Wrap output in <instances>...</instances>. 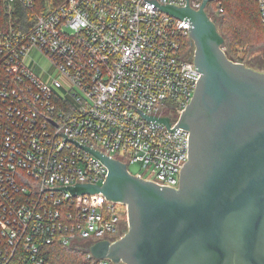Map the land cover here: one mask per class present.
<instances>
[{
  "label": "built area",
  "instance_id": "obj_1",
  "mask_svg": "<svg viewBox=\"0 0 264 264\" xmlns=\"http://www.w3.org/2000/svg\"><path fill=\"white\" fill-rule=\"evenodd\" d=\"M202 1L187 0L193 9ZM225 1L206 3L211 20ZM255 2L264 37V0ZM188 30L146 0H64L42 10L36 0H0V264H52L54 247L74 245L95 259L94 243L127 231L124 204L61 188L107 176L77 142L127 169L137 164L142 180L178 187L189 132L134 108L174 128L200 77ZM33 51L49 62L41 75L27 64Z\"/></svg>",
  "mask_w": 264,
  "mask_h": 264
},
{
  "label": "water",
  "instance_id": "obj_2",
  "mask_svg": "<svg viewBox=\"0 0 264 264\" xmlns=\"http://www.w3.org/2000/svg\"><path fill=\"white\" fill-rule=\"evenodd\" d=\"M189 22L200 77L174 128L189 132L188 158L177 188L142 180L127 165L77 142L108 168L101 185H66L102 193L126 206L127 231L89 251L124 264H264V72L229 59L224 38L204 11L158 5Z\"/></svg>",
  "mask_w": 264,
  "mask_h": 264
},
{
  "label": "trees",
  "instance_id": "obj_3",
  "mask_svg": "<svg viewBox=\"0 0 264 264\" xmlns=\"http://www.w3.org/2000/svg\"><path fill=\"white\" fill-rule=\"evenodd\" d=\"M63 1L36 0V5L42 10L47 4L55 6ZM218 16L219 18L216 19ZM218 16L212 19L218 32L224 36L225 54L229 59H234L237 46H247L245 50L247 56L252 49L264 45L263 30L255 0H227L224 2L223 12ZM191 50L192 47H188V51ZM80 251L56 246L51 250V262L52 264H99L98 260L86 258L85 250Z\"/></svg>",
  "mask_w": 264,
  "mask_h": 264
},
{
  "label": "rangeland",
  "instance_id": "obj_4",
  "mask_svg": "<svg viewBox=\"0 0 264 264\" xmlns=\"http://www.w3.org/2000/svg\"><path fill=\"white\" fill-rule=\"evenodd\" d=\"M50 7L53 5H46L45 7ZM44 9V8H42ZM218 16V15H217ZM216 17V16H214ZM219 18L216 17V19ZM213 20V19H212ZM218 29V28H217ZM222 35V34H221ZM222 37H224L222 35ZM224 51L226 50V44H225V40L224 43L222 45ZM193 49V46H192ZM247 49V46H237L235 48V57L234 59H232L235 62H240L245 64L246 66L252 68V69H256L257 71L260 72H264V45L260 46L259 48H254L251 50L250 53H247V56L245 54V50ZM32 58L34 59H30L28 58L27 60V64L38 74L41 75L43 69L47 68L49 66V62L47 61V59L41 55L39 52L37 51H33L31 53ZM129 172L132 175H135V173L139 172V166L137 164H132L128 167ZM80 247H77V245H74L72 247H68V249H73V250H81L79 249ZM81 252V251H80Z\"/></svg>",
  "mask_w": 264,
  "mask_h": 264
},
{
  "label": "flooded vegetation",
  "instance_id": "obj_5",
  "mask_svg": "<svg viewBox=\"0 0 264 264\" xmlns=\"http://www.w3.org/2000/svg\"><path fill=\"white\" fill-rule=\"evenodd\" d=\"M190 45H191V42H190ZM192 46V45H191Z\"/></svg>",
  "mask_w": 264,
  "mask_h": 264
}]
</instances>
